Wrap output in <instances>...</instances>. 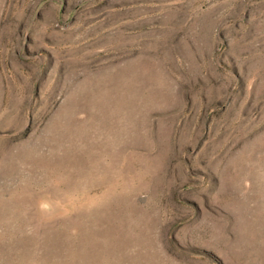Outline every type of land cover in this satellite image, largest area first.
Returning a JSON list of instances; mask_svg holds the SVG:
<instances>
[{"label":"rangeland","instance_id":"rangeland-1","mask_svg":"<svg viewBox=\"0 0 264 264\" xmlns=\"http://www.w3.org/2000/svg\"><path fill=\"white\" fill-rule=\"evenodd\" d=\"M0 264H264V0H0Z\"/></svg>","mask_w":264,"mask_h":264}]
</instances>
